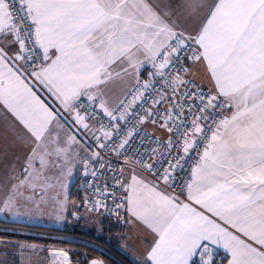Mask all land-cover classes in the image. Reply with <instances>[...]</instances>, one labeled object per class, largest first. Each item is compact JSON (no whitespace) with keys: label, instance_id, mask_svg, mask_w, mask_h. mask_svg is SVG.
Returning a JSON list of instances; mask_svg holds the SVG:
<instances>
[{"label":"snow or ice","instance_id":"obj_1","mask_svg":"<svg viewBox=\"0 0 264 264\" xmlns=\"http://www.w3.org/2000/svg\"><path fill=\"white\" fill-rule=\"evenodd\" d=\"M0 120V213L107 214L138 264H264V0H0Z\"/></svg>","mask_w":264,"mask_h":264},{"label":"trees","instance_id":"obj_2","mask_svg":"<svg viewBox=\"0 0 264 264\" xmlns=\"http://www.w3.org/2000/svg\"><path fill=\"white\" fill-rule=\"evenodd\" d=\"M77 179L70 193L71 199L79 204L84 184ZM73 212L81 214L78 220L71 218ZM83 213V207L70 208L68 219L60 228L0 220V239L72 248L75 251L71 254L79 264H86V260L92 258H100L105 264H135L118 250L119 243L125 236L124 225ZM94 218L98 220L97 223L91 221Z\"/></svg>","mask_w":264,"mask_h":264},{"label":"crops","instance_id":"obj_3","mask_svg":"<svg viewBox=\"0 0 264 264\" xmlns=\"http://www.w3.org/2000/svg\"><path fill=\"white\" fill-rule=\"evenodd\" d=\"M196 72V79L198 82L206 83V80L203 76L202 69H195ZM11 134L9 132L8 126L5 122L0 120V150H10L11 146L10 143H6L5 141H9L11 138ZM1 171V170H0ZM74 213V212H73ZM72 213V214H73ZM30 214V212H29ZM71 214V217H72ZM31 216L28 215L26 212L24 215H13L8 213H0V220L13 222V223H21V224H30V225H41L42 223H37V221L32 220ZM67 220V219H66ZM93 223H97V219H91ZM45 226V225H41ZM124 233L125 236L123 240L119 243L118 250H120L129 260H132L133 263L138 264L141 259L144 247V237L143 232L140 229H135L132 226L125 224L124 226ZM5 242L7 245H0V260L4 261L5 264H28L29 259L31 260L32 264H50V261L47 259L49 253L46 251H41L38 254L33 253L31 250H26L23 253V257L21 256V249L18 247L20 244H35V243H27V242H19L14 240L8 239H0ZM41 246L46 249H64L69 251L70 256L72 257L73 261H77L74 259L71 253L74 250H69V248H60L55 246H44L40 244H35ZM131 248V249H130ZM102 260V259H101ZM105 264V261L102 260Z\"/></svg>","mask_w":264,"mask_h":264},{"label":"rangeland","instance_id":"obj_4","mask_svg":"<svg viewBox=\"0 0 264 264\" xmlns=\"http://www.w3.org/2000/svg\"><path fill=\"white\" fill-rule=\"evenodd\" d=\"M152 129V128H150ZM153 130V129H152ZM6 143H10V150H0V170H5L6 166L10 164L17 156L21 155V150L19 147L13 143L12 137L9 141H5ZM1 143V142H0ZM79 169L74 170L73 175L69 178V191H71L72 186L75 184V180L77 179V173ZM78 180V179H77ZM80 188V187H79ZM71 207L63 213L62 219H57L56 212L53 211L51 206H42L40 208H29L22 210L24 213L26 212L28 215H30L32 220L37 221V223H42L41 225H45L47 227H53V228H60L65 224L68 219V213ZM30 212V214H29ZM76 215L72 214V219L78 220L77 218H80V215L78 212ZM3 214V213H1ZM85 214V213H83ZM24 215V214H23ZM78 215V217H77ZM69 218V220H71ZM68 220V221H69ZM60 248H66V247H60ZM68 248V247H67ZM131 249V248H130ZM69 250H74L72 248H69ZM75 251V250H74ZM104 264V263H103Z\"/></svg>","mask_w":264,"mask_h":264},{"label":"built area","instance_id":"obj_5","mask_svg":"<svg viewBox=\"0 0 264 264\" xmlns=\"http://www.w3.org/2000/svg\"><path fill=\"white\" fill-rule=\"evenodd\" d=\"M152 131H153V130L149 128V132H152ZM156 134H157L158 136L160 135V133H159L158 131L156 132ZM146 146H147V145H145V147H146ZM153 146H154V145H153ZM141 150H143V149H141ZM77 178H78V180H79L80 183L84 184V181H85L86 178L83 176L82 170H80V169H79V171H78V173H77ZM83 195H84V192H83ZM83 211H84V213L87 214L88 216L95 217V218H98V219H108V220H110L111 222H114V223H116V224L125 225V223H123V222H118L114 217H110V216L107 215V214L99 215V214L88 213V212H86V211L84 210V208H83ZM77 217H78V215H77ZM77 219H79V218H77ZM96 259L101 260L100 258H96ZM101 261H102V260H101Z\"/></svg>","mask_w":264,"mask_h":264}]
</instances>
